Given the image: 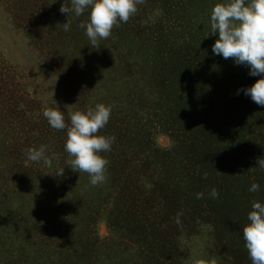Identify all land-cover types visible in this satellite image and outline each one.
<instances>
[{
	"label": "rangeland",
	"instance_id": "1",
	"mask_svg": "<svg viewBox=\"0 0 264 264\" xmlns=\"http://www.w3.org/2000/svg\"><path fill=\"white\" fill-rule=\"evenodd\" d=\"M221 2L145 0L94 49L87 12L59 11L70 0H0V264H251L264 107L240 91L259 77L212 54ZM96 104L112 107L98 135L116 140L92 186L64 144L71 113ZM40 145L51 166L27 159Z\"/></svg>",
	"mask_w": 264,
	"mask_h": 264
},
{
	"label": "clouds",
	"instance_id": "2",
	"mask_svg": "<svg viewBox=\"0 0 264 264\" xmlns=\"http://www.w3.org/2000/svg\"><path fill=\"white\" fill-rule=\"evenodd\" d=\"M56 0H52L55 3ZM145 0H70V7L61 4L59 11L67 16L73 14L79 18L87 12L88 21L79 24L94 49H99L100 41L109 38L112 29L120 23H127L138 11ZM63 30H71L69 22L63 23ZM216 40L211 47L213 55L232 59L236 65L249 69V75L259 77L250 86L240 90L251 100L264 107V0H224L216 3L210 13V32ZM207 35V36H208ZM112 107L96 104L85 111H75L70 115V127L65 123L64 114L59 109L49 108L43 112L50 127L64 130L68 127L64 150L73 159L71 169L78 173H87L90 184H103L109 161L101 155L111 151L115 143L114 136L98 135L109 122ZM27 159L33 163L43 162L51 166L45 145L30 148ZM256 166L264 169V159H258ZM64 168L56 175L62 176ZM249 192H258L260 185L252 183ZM197 198H203L197 193ZM219 193L212 189L210 196L218 198ZM247 223L242 235L251 264H264V202L253 201L247 214Z\"/></svg>",
	"mask_w": 264,
	"mask_h": 264
}]
</instances>
